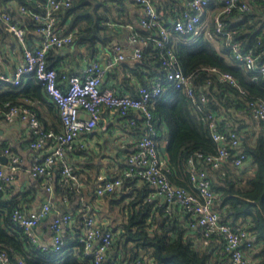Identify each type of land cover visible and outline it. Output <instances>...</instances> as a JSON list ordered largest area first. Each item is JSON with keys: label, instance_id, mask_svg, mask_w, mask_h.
<instances>
[{"label": "trees", "instance_id": "trees-1", "mask_svg": "<svg viewBox=\"0 0 264 264\" xmlns=\"http://www.w3.org/2000/svg\"><path fill=\"white\" fill-rule=\"evenodd\" d=\"M37 1L40 0H1V5L20 19L27 30V38L31 39L37 34L36 23L21 14L19 6L26 5L33 9ZM221 5V0H212L208 5L205 24H201L197 32L175 33L169 45L173 47L185 73H191L201 65L224 68L236 76L240 87L248 95L264 100V78L258 76L254 79L252 72L234 57L232 49L216 33L212 12ZM259 5L257 2L248 11L234 8L226 18L229 27L236 30L233 40L240 41L243 50L252 49L259 55V63H262L264 11ZM129 6L126 0H74L70 7L61 12L60 23L67 32H73L75 44L85 46L88 54L94 56L99 45L111 48L115 42L127 41L126 32L110 24L135 22L140 13L131 12ZM156 6L165 20L177 18L185 8L182 0H156ZM208 29L212 36L207 34ZM138 33L146 36L152 31L138 29ZM196 34L197 38L192 40ZM12 41L15 38L0 18V56H7L3 45ZM165 49L156 48L151 42L144 46L141 58L128 54L114 68L116 87L134 94L137 84H147L151 77L163 75L165 70L160 62ZM62 57V52L55 49L47 53L48 65L56 66L59 73L66 70L60 64ZM208 79L206 71L195 75L197 93H206L207 109L223 117L219 124L221 130L233 129L240 134L241 148L248 156L246 164L239 169L232 165H225L222 169L208 165L211 187L219 194L215 205L224 220L247 223L246 228L255 244L252 255L256 264H264V123L258 124L244 112L243 96L238 87L219 80L208 85ZM26 98L48 101L43 84L34 76L19 85L4 82L0 87L2 110L7 109L8 103H26ZM34 109L40 116L36 106ZM151 111L159 146L162 149L165 145L172 182L192 188L188 158L197 152L205 155L217 152V144L210 134L207 121L203 120L204 114L198 113L185 92L173 85H168L152 104ZM127 116L137 118L139 113L130 111ZM59 119L61 122L60 116ZM141 122L142 119L138 118L139 125ZM60 124L55 121L54 126L46 123L45 127L59 129ZM143 129L140 127L125 132L137 136ZM97 133L98 136L103 135L99 130ZM5 144L0 143V153ZM113 144L112 139L105 138L103 143H99L98 152L89 147H79L77 154L83 158L72 159L71 163L83 183L82 187L66 188L59 184V175L56 177L57 207L74 216L72 227H81L86 214L96 215L103 228H110L115 233L110 255L127 263L140 259L143 264L150 261L155 264H231L229 253L219 236L204 244V236L190 226L186 211L171 204L168 212L166 203L148 201L147 196L153 189L148 183L127 181L112 192L101 197L97 195L96 176L105 166L109 175L119 174L126 167L124 155L132 149L134 142L120 143L118 147ZM106 149L110 153L115 151L114 155H107ZM71 157L74 158V155L71 154ZM21 188H15L13 183L0 188V250H6L14 264H21L19 260L23 264H92L90 257L84 255L82 245L76 243V236L71 238L70 234L66 235L68 245L60 252L42 249L31 242L23 228L12 219L15 208L27 209L30 207L27 202L31 203L36 196L31 189ZM113 208L120 215L116 223H113L116 218L113 217L112 221L106 213ZM72 227L68 230L72 231ZM75 245L77 248L73 247Z\"/></svg>", "mask_w": 264, "mask_h": 264}, {"label": "built area", "instance_id": "built-area-1", "mask_svg": "<svg viewBox=\"0 0 264 264\" xmlns=\"http://www.w3.org/2000/svg\"><path fill=\"white\" fill-rule=\"evenodd\" d=\"M74 0H40L34 8L20 5L21 14L30 17L36 23L37 34L35 44L29 43L27 30L19 18L12 16L5 6L1 5L0 18L6 29L15 38L16 47L10 45L13 57L18 59L12 74L0 72V87L4 82L19 85L24 79L34 76L43 84L46 94L56 104L61 117V127L46 128L38 113L31 107L30 99L23 104H9L5 110L0 108V118L9 122L16 119L26 121L34 132L35 138L30 142L34 149L43 148L48 144L45 156L36 162L31 171L36 177H41L44 187L50 193L53 190L55 166L59 170V184L66 188H80L82 181L76 175L70 161L74 152V143L83 133H91L96 129L103 131L110 128L108 117L118 116L122 130L132 131L144 128L137 136L130 135L134 142L132 149L124 155L126 167L116 175H109L103 170L96 176V193L103 196L122 187L127 181L148 183L153 189L147 196L148 201L166 203L170 212L171 204L178 205L190 217V226L202 233L205 242L209 243L216 237L222 239L225 250L229 253L231 264H256L252 255L254 238L246 228V222H228L221 217L216 208L218 192L211 187L208 178V165L222 169L232 165L237 169L243 167L248 159L241 148L240 134L219 127L222 116L206 107V93H197L195 75L206 71L209 75L207 84L215 80L228 83L240 89L243 96L244 112L253 117L258 124L264 123V100L248 95L240 87L238 80L230 71L214 65H201L191 73H185L179 65L178 57L169 45L175 33L190 34L197 32L201 24H205L208 5L212 0H185V8L177 18L165 20L158 11L156 0H131L140 7V15L135 22L110 24L126 32L129 48L122 42H115L111 54L103 60L98 51L90 56L86 50L80 53V67L71 73H59L56 66H49L47 53L50 49L57 51L75 44L73 32H67L60 23L61 12L70 7ZM259 2V8L264 11V0H221V7L213 10L212 19L215 30L225 41L236 59L252 72L253 78H264V62L259 63V55L252 49H241V42L234 41L236 30L229 27L227 16L234 8L248 11ZM138 29L151 30L149 35L138 33ZM207 34L212 36L208 29ZM154 42L156 48L165 49L162 52L160 66L165 70L163 75H156L147 84H137L134 94L128 90H120L116 82L107 80L114 67L126 59L128 52L135 58L142 57L144 46ZM13 47V48H11ZM15 48V49H14ZM168 85L182 89L191 100L198 113L204 114L213 140L217 144V152L205 155L197 152L188 158L189 179L192 188L177 185L172 182L171 170L167 155H163L157 140V130L153 123L151 106L166 91ZM138 112L139 116L128 118L130 112ZM138 118L142 119L140 125ZM116 130V127H114ZM85 145H81L84 148ZM2 155L7 156V162L0 160V188L16 180L20 167V156L11 147L8 140L2 149ZM49 196L34 209L15 208L12 219L16 225L23 228L33 244L45 250L60 252L68 245L66 231L74 224V216L68 212L58 213L51 222L52 239L50 243L39 240L35 228L53 210ZM76 243L82 245L84 255L90 257L92 264H143L140 259L127 263L110 255L115 233L110 228H103L96 215L86 214L84 224L79 227ZM77 248V245L73 246ZM23 264L22 260H19ZM0 264H14L6 250H0ZM148 264H155L150 261Z\"/></svg>", "mask_w": 264, "mask_h": 264}, {"label": "crops", "instance_id": "crops-1", "mask_svg": "<svg viewBox=\"0 0 264 264\" xmlns=\"http://www.w3.org/2000/svg\"><path fill=\"white\" fill-rule=\"evenodd\" d=\"M126 1L130 5L129 8L132 9L131 12L140 13L139 6L134 4L131 0H126ZM182 2L185 4V0H182ZM14 5H16V2H14ZM33 38L32 39L29 38L30 44H32V41L34 42ZM12 42L11 43L6 42L3 45L4 53L7 56H4V57L0 56V72L5 73V74H12L15 69L16 63L18 62V59L13 57V55L10 54L13 52V51L11 52L12 49L10 50V45L13 44V47H16L15 41L13 43ZM123 43L127 46V48L130 47L128 41L123 42ZM98 49H99L98 51L100 52L99 56L103 60L105 59L107 55L111 54V48L103 47L99 45ZM83 50H86L85 46L78 45V44L73 45V46H67L64 49L59 50L62 52V56H63L60 60V64L62 67H65L66 69L65 71L61 73H71V72H75L78 70V68L80 67V53H82ZM128 54L130 53L128 52ZM113 73H114V69L111 72V74L107 75V80L110 83L112 81H116V79L113 78ZM28 79L29 77L24 80L27 81ZM47 99L48 101L30 99L29 104L33 107V109L36 106L40 114L39 117H42L40 119L43 123L45 124L47 123L48 125L54 126V122L58 121L60 124L61 123L59 119L60 114H59V110L56 104L50 99L48 95H47ZM34 110L36 111V109ZM57 114H58V117H57ZM119 120L120 118L118 116H114L111 118L108 117V122H109L111 129L108 128L107 130L103 131L99 128L91 133H83L82 136L79 139H77L74 143V152H73L74 158L71 157L70 161H72V159H76V158L78 159V157L79 159L83 158L82 155L80 156L77 154L78 153L77 150L81 148L80 146L82 144L85 145L84 148L89 147L98 152L99 151L98 149L100 147L99 143H103L105 141V138L112 139L114 141L113 145L116 147H118L120 143L122 145H125L126 142H130V138H131L130 134L129 133L127 134L125 130L123 132L122 129L119 126H117L119 125ZM114 127H116V130L114 129ZM98 130L101 133H103V135L98 136V133H97ZM34 138H35V134L29 128L26 121L16 119L12 122H9L4 118H0V143L7 142L8 140H10L12 149L16 153H18V155L20 156V167L17 170V176H16L17 178L13 182V185L15 188L22 187L21 188L22 190L29 188L36 195L34 200L31 201V203L27 202V204L30 205V207H27V209L28 210L34 209L38 207L46 198H48L49 196L51 197L50 199L53 204V210L35 228V231H36V234L39 240L45 243L47 242L50 243L52 239L51 222L58 213L64 212L63 209L57 207V195L58 194L55 188V182H56L55 180H56V177L59 175V170L57 166H55L53 169L54 184H53L52 193H50L44 187L42 178L39 176L38 177L34 176L31 171L33 165L36 162L40 161L45 156V154L49 152L48 144L43 148H38V149L32 148L30 146V142ZM106 151H108L107 155H114L115 153V151L110 153L108 149H106ZM161 151L163 155L165 156L166 155L165 145L162 146ZM0 156H2V153H0ZM105 159L106 158H104V160ZM103 164H104V161H103ZM105 167H103L101 172L105 170ZM73 230L75 231L73 232ZM79 232H80L79 227H75V228L72 227V231L68 230L66 231V234L67 235L70 234L72 238L73 236L78 235Z\"/></svg>", "mask_w": 264, "mask_h": 264}, {"label": "rangeland", "instance_id": "rangeland-1", "mask_svg": "<svg viewBox=\"0 0 264 264\" xmlns=\"http://www.w3.org/2000/svg\"><path fill=\"white\" fill-rule=\"evenodd\" d=\"M197 38V34L196 35H194L191 39L192 40H195ZM105 210V209H104ZM106 211V210H105ZM106 213H107V216L108 217H110V220H112L113 221V217H115L116 219L114 220V222L113 223H116L118 220H119V218H120V215L118 214V210L116 209V208H113V209H111V210H109V211H106Z\"/></svg>", "mask_w": 264, "mask_h": 264}, {"label": "water", "instance_id": "water-1", "mask_svg": "<svg viewBox=\"0 0 264 264\" xmlns=\"http://www.w3.org/2000/svg\"><path fill=\"white\" fill-rule=\"evenodd\" d=\"M0 159L3 160L4 162H6L7 161V156L2 155V156H0Z\"/></svg>", "mask_w": 264, "mask_h": 264}, {"label": "bare ground", "instance_id": "bare-ground-1", "mask_svg": "<svg viewBox=\"0 0 264 264\" xmlns=\"http://www.w3.org/2000/svg\"><path fill=\"white\" fill-rule=\"evenodd\" d=\"M35 28V27H34ZM79 51V50H78ZM229 64V63H228ZM224 69V68H223ZM42 118V117H41ZM158 207V206H157ZM198 239V238H197Z\"/></svg>", "mask_w": 264, "mask_h": 264}]
</instances>
